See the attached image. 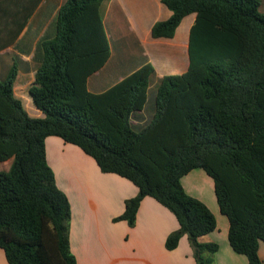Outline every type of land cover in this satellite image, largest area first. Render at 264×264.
Here are the masks:
<instances>
[{
	"label": "trees",
	"instance_id": "obj_1",
	"mask_svg": "<svg viewBox=\"0 0 264 264\" xmlns=\"http://www.w3.org/2000/svg\"><path fill=\"white\" fill-rule=\"evenodd\" d=\"M103 0H67L51 30L39 39L29 94L44 118H32L14 96L17 68L0 81V248L8 264H78L71 251V205L49 166L46 140L58 137L92 157L104 174L138 188L114 221L134 226L146 197L171 211L179 229L166 248L187 235L197 264H212L218 244L199 239L218 228L216 217L189 195L182 179L202 169L215 185L228 218L230 246L248 264H263L264 243V15L259 0H162L172 16L152 28L171 39L184 18L190 31V66L157 79L147 62L101 93L90 78L111 57L101 18ZM43 10L39 11L41 16ZM22 30V29H21ZM7 45L0 43V50ZM157 79L154 116L141 131L131 117L148 103Z\"/></svg>",
	"mask_w": 264,
	"mask_h": 264
},
{
	"label": "crops",
	"instance_id": "obj_2",
	"mask_svg": "<svg viewBox=\"0 0 264 264\" xmlns=\"http://www.w3.org/2000/svg\"><path fill=\"white\" fill-rule=\"evenodd\" d=\"M66 1L0 0V43L7 45L0 50V69L6 74L12 67L17 68L14 96L32 118H44L29 94L38 68L32 60L34 51L46 31L51 30L53 35L54 19ZM100 14L110 41L111 57L104 68L90 78L91 92L106 91L147 62L155 67L157 79L188 71L190 31L196 21L195 14L184 18L171 39L152 37L153 26L172 16L162 0H103ZM13 56L17 62H13ZM157 79L153 81L155 85ZM153 82L146 108L131 117L133 129L142 130L153 119L154 105H149L155 95ZM46 154L58 187L70 201V245L78 264H121L119 249L132 251L134 247L138 256L130 257L133 262L126 258L127 264H197L195 249L187 235L181 238L178 248L167 250L166 240L179 229V224L174 214L153 198L146 197L142 201L133 227L129 228L126 221L113 222L124 213L126 200L138 194V188L130 181L102 173L92 157L58 137L46 140ZM10 161L13 162L0 164ZM11 165L0 172L8 171ZM182 184L189 195L209 207L218 223L217 230L203 236L199 242L218 244L219 250L213 255L206 252L204 256L211 257L212 264H248L247 257L237 254L230 246L229 221L214 196L213 179L204 170L196 169L182 179ZM120 227L129 234L133 245L127 247L122 243L117 230ZM98 229L104 230V245L97 239ZM259 255L264 264L263 242ZM0 264H8L1 248Z\"/></svg>",
	"mask_w": 264,
	"mask_h": 264
},
{
	"label": "rangeland",
	"instance_id": "obj_3",
	"mask_svg": "<svg viewBox=\"0 0 264 264\" xmlns=\"http://www.w3.org/2000/svg\"><path fill=\"white\" fill-rule=\"evenodd\" d=\"M260 1V3H261V8H260V11H261V13L264 15V0H259ZM113 33L111 32L110 33V35H112ZM114 40H115V38L113 39V42H114ZM13 59H14V61L13 62H17V59H16V57L15 56H13ZM8 73V72H7ZM6 73V74H7ZM5 71H4V69L3 68H1L0 69V81H3L4 80V78H5ZM154 83V82H153ZM153 87H156V85H155V83H154V85H153ZM156 89V88H155ZM156 91V90H155ZM149 105H151V106H153L154 105V100H151L150 101V104ZM134 130L135 131H137V132H139L141 129H138L137 127H134ZM12 164V161H10V162H8V163H5V164H0V170H5V169H8L9 168V165H11ZM72 189H71V187H70V191H71ZM72 194V193H71ZM215 196V195H214ZM117 218V217H116ZM113 222H119V221H114V219H113ZM129 228L130 227H132V226H130L129 224L127 225ZM118 230V234H119V236L120 237H122V239H123V241H122V243L123 244H125V246H130V245H133L132 244V241L133 240H131L130 241V236H129V234H125V232H122V230L123 229H121V227L120 228H118L117 229ZM69 231H70V227H69ZM125 234V235H124ZM89 236H93L92 235V232H90V235ZM104 230H102V229H98L97 230V239L98 240H100V242H101V244L102 245H104ZM106 240V239H105ZM90 242H93V240H91ZM90 244V243H89ZM138 251H137V249H136V247H134V248H132V251L131 250H123L122 248L121 249H119V251H118V254H119V258H120V263L121 264H127L126 263V261H125V259L126 258H130V257H136V256H138V253H137ZM128 262H133V259L132 258H130V259H128Z\"/></svg>",
	"mask_w": 264,
	"mask_h": 264
}]
</instances>
